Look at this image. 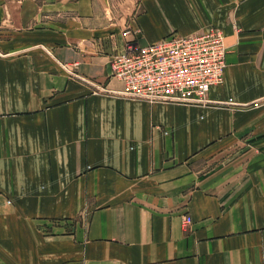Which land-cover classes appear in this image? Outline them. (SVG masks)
Segmentation results:
<instances>
[{
	"label": "crops",
	"instance_id": "crops-1",
	"mask_svg": "<svg viewBox=\"0 0 264 264\" xmlns=\"http://www.w3.org/2000/svg\"><path fill=\"white\" fill-rule=\"evenodd\" d=\"M214 27L234 104L114 93L126 29ZM0 264H264V0H0Z\"/></svg>",
	"mask_w": 264,
	"mask_h": 264
},
{
	"label": "built area",
	"instance_id": "built-area-1",
	"mask_svg": "<svg viewBox=\"0 0 264 264\" xmlns=\"http://www.w3.org/2000/svg\"><path fill=\"white\" fill-rule=\"evenodd\" d=\"M135 34L123 31V50L110 59L111 75L124 85L114 93L151 103L234 104L231 99L216 102L208 97L210 88L223 82L227 48L221 29L186 36L171 34L144 44ZM189 221L185 217L184 223Z\"/></svg>",
	"mask_w": 264,
	"mask_h": 264
}]
</instances>
